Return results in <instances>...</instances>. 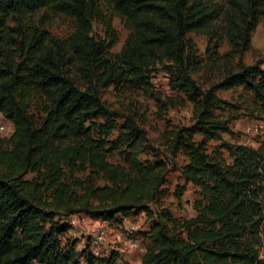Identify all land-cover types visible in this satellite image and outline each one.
<instances>
[{"label": "trees", "instance_id": "trees-1", "mask_svg": "<svg viewBox=\"0 0 264 264\" xmlns=\"http://www.w3.org/2000/svg\"><path fill=\"white\" fill-rule=\"evenodd\" d=\"M213 1L0 0V114L13 125L7 139L11 149L0 148V264H77L78 255L85 264H95L97 256L88 247L78 251L74 242L63 244L72 228L69 217L84 214L110 222L119 221L117 215L124 219L140 212L152 222L151 245L141 264H261L256 255L240 251L236 242L245 231L238 221L242 199L236 201L234 194L224 207L212 208L210 217L180 221L167 208L157 213L150 205L159 197L164 166L120 173L119 166L107 162L103 146L93 143L87 124L102 118L100 131L109 132L121 115L106 106L101 90L127 76L141 86L145 73L162 65L171 87L193 104L195 116L193 124L173 132L169 151H181L187 158L180 171L188 181L198 185L208 175L218 191L230 190L221 167L193 137L199 133L219 139L228 130L227 122L214 115L223 103L217 90L242 85L264 106V60L241 62L264 14V0H223L231 12L230 44L237 51L238 67L203 89L191 74L187 34L226 14ZM61 15L73 23L65 39L49 31ZM115 17L128 35L112 60L108 49L115 43ZM94 21L103 26L108 44L93 36ZM38 97L44 101L40 119L30 113V103ZM125 124L131 137L146 139L144 129L130 117ZM69 141L80 142L76 151L82 167L91 168L110 186L94 188L80 178L65 179L52 157L57 146ZM217 222L222 227L212 229Z\"/></svg>", "mask_w": 264, "mask_h": 264}, {"label": "rangeland", "instance_id": "rangeland-1", "mask_svg": "<svg viewBox=\"0 0 264 264\" xmlns=\"http://www.w3.org/2000/svg\"><path fill=\"white\" fill-rule=\"evenodd\" d=\"M213 2L226 14L208 26L187 34V52L193 67L191 74L203 89L220 81L226 72L236 70L239 60L237 51L230 44L233 27L227 18V14L231 13L230 8L223 0ZM112 24L115 43L108 52L114 60L124 47L128 30L116 17ZM92 25L93 36L108 44L109 36L103 26L98 21ZM49 31L65 39L73 31V23L65 16H57L49 25ZM258 60H264V14L258 18L251 33L250 46L241 57L245 65ZM262 64L264 66V61ZM145 74L146 83L141 86L127 76L116 85L101 90V98L106 106L117 111L121 117L105 134L99 128L104 119L90 120L87 124L92 128L93 143L103 146L101 151L107 162L119 166L120 173H127L130 168L147 169L157 164L164 166V183L160 187L159 197L150 205L157 213L161 208H167L180 221L210 217L212 208L224 207L235 194L236 201H244L240 206L243 213L238 215V221L244 225L245 231L236 240L238 248L256 255L264 264V106L242 85L217 90L215 94L223 103L214 110V115L218 120L227 122L228 130L221 132L219 139L206 138L199 133L193 137L196 142L203 143L208 159L217 163L231 182V189L222 193L214 188L208 175L200 178L198 185L188 181L180 171L187 158L181 151L172 154L168 148L173 132L193 124V104L181 91L171 87L169 74L162 65H156ZM78 78L76 81L81 83ZM43 108L44 101L39 97L30 103V113L36 119L42 118ZM126 117L144 129L146 139L136 140L130 136L125 124ZM0 125L4 126L0 130V148L10 150L7 139L13 132V125L1 114ZM80 147V142L69 141L57 146L53 152L52 159L64 173L65 179L80 178L85 186L91 184L94 188L110 186L111 182L96 176L91 168L82 167V160L76 151ZM239 175L242 177L237 178ZM31 176L29 174L27 177ZM239 180L246 181L239 183ZM69 219L72 228L62 238L63 244L74 242L78 251L88 247L97 256L95 264H141L143 254L151 245L148 234L152 222L145 212L124 219L117 215L119 221L110 222L92 219L84 214H74ZM222 224L217 222L212 229L219 230ZM199 228L211 230L203 225H199ZM97 231L102 234V239L94 242L91 232ZM77 264H85L80 255Z\"/></svg>", "mask_w": 264, "mask_h": 264}, {"label": "built area", "instance_id": "built-area-1", "mask_svg": "<svg viewBox=\"0 0 264 264\" xmlns=\"http://www.w3.org/2000/svg\"><path fill=\"white\" fill-rule=\"evenodd\" d=\"M3 129H4V126L0 125V130H3ZM91 235L93 237L94 242H97L98 240L102 239V234L99 231L95 233L91 232Z\"/></svg>", "mask_w": 264, "mask_h": 264}]
</instances>
